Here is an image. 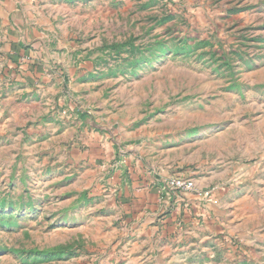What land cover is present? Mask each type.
<instances>
[{
    "label": "rangeland",
    "instance_id": "374dc122",
    "mask_svg": "<svg viewBox=\"0 0 264 264\" xmlns=\"http://www.w3.org/2000/svg\"><path fill=\"white\" fill-rule=\"evenodd\" d=\"M32 5L45 65L0 49V264H264V0Z\"/></svg>",
    "mask_w": 264,
    "mask_h": 264
},
{
    "label": "crops",
    "instance_id": "0c3cea01",
    "mask_svg": "<svg viewBox=\"0 0 264 264\" xmlns=\"http://www.w3.org/2000/svg\"><path fill=\"white\" fill-rule=\"evenodd\" d=\"M32 1L0 0V49L5 57L4 72L12 73L17 67L24 66L34 76L40 71V64L45 65L41 57L42 46L45 47V28L31 15ZM139 195L140 192L135 196ZM156 195L159 198L157 190L154 191Z\"/></svg>",
    "mask_w": 264,
    "mask_h": 264
},
{
    "label": "built area",
    "instance_id": "2783aa9c",
    "mask_svg": "<svg viewBox=\"0 0 264 264\" xmlns=\"http://www.w3.org/2000/svg\"><path fill=\"white\" fill-rule=\"evenodd\" d=\"M159 191L165 192V195H171V198L174 196L180 195H195L197 197L206 199L208 201H213L212 191H198L196 189L195 183L191 179L184 178H174L163 183L162 187L159 188Z\"/></svg>",
    "mask_w": 264,
    "mask_h": 264
}]
</instances>
